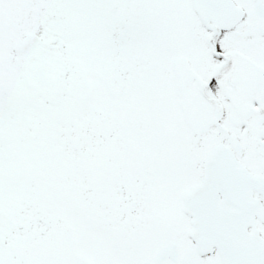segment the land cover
<instances>
[{"label": "snow or ice", "instance_id": "snow-or-ice-1", "mask_svg": "<svg viewBox=\"0 0 264 264\" xmlns=\"http://www.w3.org/2000/svg\"><path fill=\"white\" fill-rule=\"evenodd\" d=\"M0 264H264V0H0Z\"/></svg>", "mask_w": 264, "mask_h": 264}]
</instances>
